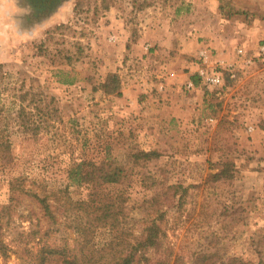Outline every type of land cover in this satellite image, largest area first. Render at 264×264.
Segmentation results:
<instances>
[{
	"label": "rangeland",
	"instance_id": "obj_1",
	"mask_svg": "<svg viewBox=\"0 0 264 264\" xmlns=\"http://www.w3.org/2000/svg\"><path fill=\"white\" fill-rule=\"evenodd\" d=\"M63 1L62 19L46 20L48 15L29 23L24 0H0V205L9 201V180L19 175L27 176L26 185L44 181L71 201L87 200L90 184H72L69 168L82 162L86 173L90 162L113 160L124 178L96 192L117 200L136 221L135 234L150 206L152 217L164 211L159 223L173 258L199 264L196 257L209 255L211 264H232L231 258L264 264V58L257 53L264 41L254 47L237 39L227 47L202 44L201 31L189 29L197 12L186 0ZM104 4L115 12L114 21L103 18ZM222 6L238 28L251 18L241 6ZM140 37L144 41L136 44ZM239 47L249 48L253 61L238 59L234 77L218 86L200 79L188 87L199 49L229 60ZM111 72L119 76L120 94L101 88ZM22 88L53 114L36 135L20 123L15 95ZM148 151L157 155H140ZM217 172L222 175L213 176ZM171 184L186 187L181 204L172 190L168 199L159 195ZM15 208V228L7 235L11 250L0 255V264H28V247L10 240L15 230H30L31 221L35 228L37 219L42 229L48 224L28 196ZM52 226L44 240L76 253L77 235L63 218ZM115 234L99 226L91 242L108 252ZM40 244L28 246L33 251Z\"/></svg>",
	"mask_w": 264,
	"mask_h": 264
},
{
	"label": "trees",
	"instance_id": "obj_2",
	"mask_svg": "<svg viewBox=\"0 0 264 264\" xmlns=\"http://www.w3.org/2000/svg\"><path fill=\"white\" fill-rule=\"evenodd\" d=\"M29 4L30 12L26 14L29 23L33 20H39L50 15L55 11L53 4L61 3L63 0H24ZM58 4V5H59ZM57 5V6H58ZM56 6V7H57ZM46 8H52L46 15L36 18L35 14ZM104 9L108 8L104 4ZM0 65V78L3 76ZM194 85L200 81L197 74L191 76ZM23 87V86H22ZM101 88L106 93L120 94V79L116 72L107 75L105 81L101 84ZM36 93L30 89L20 90L15 95V99L19 101L18 115L20 123L24 131L33 135L38 134L39 130L50 125L52 119V111L47 105L41 106L39 99H36ZM31 96L30 98H28ZM32 108L36 109V113L32 112ZM39 113V115H38ZM37 115V118H33ZM46 115V116H45ZM144 157H155V151L141 152ZM82 162L76 164L75 167L69 168L67 179L72 184H81L86 181L90 184V198L87 200L71 201L63 194L57 192L53 188L46 185L44 181L30 180V185H26L27 176H16L9 180V201L0 205V255L7 257L11 250V244L7 240L8 232L15 228L14 212L17 203L22 195L28 196L42 211V217L48 224L44 229L37 222V228L32 226L30 230H15V236L11 238V242H17L22 246H27L26 251L31 255V261L28 264H185L176 254L173 258V246L167 245L165 241V231L159 221L164 216V211L157 209V215L152 217L150 206L145 213L146 218H142V227L137 234L134 233V223L130 222L124 208L118 204L114 197L100 196L96 189L102 184H118L123 178V168L121 164L113 160H106L99 165L90 162L91 171L82 172ZM222 175V172L213 174L215 177ZM41 186V188H37ZM48 188V189H47ZM38 189V190H37ZM45 190H48L47 192ZM172 190V196H177L178 203H182L185 195L186 187L181 184H171L159 193L164 199H168L169 191ZM179 191V192H178ZM158 195V196H159ZM152 197L150 205H154L159 197ZM168 197V198H167ZM126 208V206H125ZM63 218L64 223L70 228L78 238V249L76 253H71L67 246L56 247L47 243L44 238L48 237L50 232L54 230L53 224ZM99 226H107L116 231L109 245V251L102 253L92 244V236L94 230ZM35 240L40 244L38 248L32 251L29 243ZM27 248H25L26 250ZM209 255L196 257L199 264L209 263ZM232 264H236L237 259L231 258ZM237 264H245L239 261Z\"/></svg>",
	"mask_w": 264,
	"mask_h": 264
},
{
	"label": "crops",
	"instance_id": "obj_3",
	"mask_svg": "<svg viewBox=\"0 0 264 264\" xmlns=\"http://www.w3.org/2000/svg\"><path fill=\"white\" fill-rule=\"evenodd\" d=\"M186 1H191L196 7L197 19L194 25L190 26L189 29L192 31L194 28H197V30L201 31L198 35L205 36V40L202 44H214L216 47H227L229 43L232 44V42L237 39L242 42V44H251V46L254 47L256 44L264 41V0ZM65 2L66 1H63L46 20L62 19L67 9V4ZM224 3H226L228 7H230V5L243 7L247 12L249 11V13H251V18L243 26H239L238 28L234 24L237 23L235 17L225 13L226 8L222 6ZM104 13L103 18H112L114 21L113 18H115L116 15L112 8L106 9ZM61 14H63V16ZM107 24V27H109L110 23ZM111 37L117 39L115 33ZM143 41L142 37H140L136 44H140ZM248 49L245 52H249Z\"/></svg>",
	"mask_w": 264,
	"mask_h": 264
},
{
	"label": "built area",
	"instance_id": "obj_4",
	"mask_svg": "<svg viewBox=\"0 0 264 264\" xmlns=\"http://www.w3.org/2000/svg\"><path fill=\"white\" fill-rule=\"evenodd\" d=\"M258 56L264 58V43L257 48ZM198 66L196 73L204 84L218 86L224 82L226 76H235V66L238 59H241L244 64H250L253 60L247 56L242 47L237 48L233 59H225L218 56H213L212 51L201 48L197 53ZM188 87L193 86L191 80L187 83Z\"/></svg>",
	"mask_w": 264,
	"mask_h": 264
}]
</instances>
